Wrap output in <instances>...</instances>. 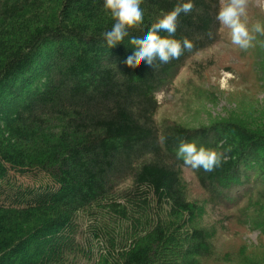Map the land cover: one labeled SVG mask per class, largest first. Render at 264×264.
Returning <instances> with one entry per match:
<instances>
[{"label":"trees","instance_id":"obj_1","mask_svg":"<svg viewBox=\"0 0 264 264\" xmlns=\"http://www.w3.org/2000/svg\"><path fill=\"white\" fill-rule=\"evenodd\" d=\"M176 3L143 0L129 36ZM220 4L194 0L175 33L192 49L149 67L125 62L128 38L106 46L103 0H0V264H204L183 169L213 205H264V132L155 122L156 95L220 41ZM181 140L223 151L221 165L185 166Z\"/></svg>","mask_w":264,"mask_h":264},{"label":"rangeland","instance_id":"obj_2","mask_svg":"<svg viewBox=\"0 0 264 264\" xmlns=\"http://www.w3.org/2000/svg\"><path fill=\"white\" fill-rule=\"evenodd\" d=\"M246 12L250 29L264 24V0H248ZM255 36L249 48L240 49L220 25V41L190 59L172 86L156 95L158 126L170 122L193 130L231 122L264 132V35ZM181 176L186 200L197 208L193 226L210 234L212 255L204 264H264V205L237 206L236 199L224 201L229 209L213 205L191 170L183 169Z\"/></svg>","mask_w":264,"mask_h":264},{"label":"clouds","instance_id":"obj_3","mask_svg":"<svg viewBox=\"0 0 264 264\" xmlns=\"http://www.w3.org/2000/svg\"><path fill=\"white\" fill-rule=\"evenodd\" d=\"M143 0H103V8L110 12L114 22L109 30L102 33L108 48L128 38L132 50L126 57L131 65L136 61L153 67L154 62L167 64L179 59L185 50H191L193 44L187 37H175L178 18L188 15L194 7V0H177L173 8L164 12L155 22L147 26L138 36H129V29L143 22ZM248 0H222L215 19L219 25L230 30V42L240 49H247L256 38L255 34L264 35V24L256 22L247 25ZM166 34V35H165ZM177 159H182L185 166L193 170L202 169L211 172L221 165L224 152L216 148L198 145L196 141L181 140L176 151Z\"/></svg>","mask_w":264,"mask_h":264}]
</instances>
